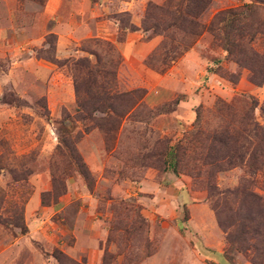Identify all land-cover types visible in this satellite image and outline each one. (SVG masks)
I'll list each match as a JSON object with an SVG mask.
<instances>
[{
	"label": "rangeland",
	"instance_id": "rangeland-1",
	"mask_svg": "<svg viewBox=\"0 0 264 264\" xmlns=\"http://www.w3.org/2000/svg\"><path fill=\"white\" fill-rule=\"evenodd\" d=\"M201 1V26L217 12L259 2L253 20L264 25V0ZM45 2L0 0V29L22 27L15 43L0 40V264H59L56 250L81 264H100L103 253L109 264H264V249L261 256L253 241L244 252L228 247L211 209L215 196L206 194L210 184L223 191L252 179L249 190L262 197L264 172L251 176L235 167L207 184L192 153L177 174L159 164V140L172 145L194 129L197 108L202 130L216 126V99L250 98L253 120L264 125V84H251L206 32L164 69L146 64L159 45V53L169 48V38L189 37L158 34L145 15L156 18L178 5L184 11L189 0H54L51 19ZM251 46L264 52V35ZM91 51L106 68L118 56L116 90H143L141 108L125 113L123 106L111 117L77 110L71 60L94 62ZM107 122L117 128L106 130ZM228 200L236 209V198Z\"/></svg>",
	"mask_w": 264,
	"mask_h": 264
},
{
	"label": "trees",
	"instance_id": "trees-1",
	"mask_svg": "<svg viewBox=\"0 0 264 264\" xmlns=\"http://www.w3.org/2000/svg\"><path fill=\"white\" fill-rule=\"evenodd\" d=\"M202 3L201 0H189V5L184 11L178 8V5L177 9L165 10L162 16L156 18L150 16V13L145 15L146 23L148 20H153L147 28H151L154 32L159 34V32L176 30L175 32L189 37L186 43L169 38V48L159 53V49L164 44L159 45L147 57L146 64L148 66L152 64L159 66L160 64L164 69L186 53L196 37L206 32L215 41L220 42L227 59L247 71V80L251 84L257 87L263 85L264 52H257L251 46L258 35H264V25L255 23L253 20L261 2L242 6L246 7V10L239 7L234 10L217 12L206 26L199 25L195 20L203 8ZM150 7V10L155 9L158 13L162 11V7L157 8L153 5ZM89 41L100 45L97 40ZM107 46L111 49L109 44ZM89 53L94 56V62L87 57L71 60L73 70L71 81L77 110L85 111L87 115L96 112L105 117H111L117 114L116 111L123 106L127 108L125 113L141 108L143 90L134 89L123 93L116 90L115 66L118 64V56H115L116 60L111 68H106L101 65L96 51ZM47 61L56 65L60 63L54 58H49ZM229 76L233 78L232 74ZM99 78L101 81H98ZM80 93L83 94V99L79 98ZM177 102L178 100H173L172 107ZM255 105V101L250 98L249 102L240 98L231 102L216 99L213 102L211 114L217 120V124L209 131L200 128V112L197 108L193 121L194 129L183 132L180 139L172 145L166 138L159 140V164L162 168L170 169L173 174H177L183 157L192 153L194 155L192 159L195 158L200 163L199 167L205 174L207 184L210 183L215 173L235 167H245L251 176L264 172V125H259L253 120ZM239 107L241 112H238ZM259 110L264 117V101ZM107 124H110L106 127L108 131L117 128L115 123L107 122ZM73 157L79 160L76 154ZM81 175L83 178L86 177L84 171ZM251 180L243 179L235 188L223 191H217L216 187L210 184L206 194L207 199L215 196V200L211 202V209L217 226L225 235L228 247L239 246V251L244 252L248 241H253V248H257L256 244H259V254L263 256L264 189H262V197L252 193L249 190ZM229 197L236 198V209L230 207ZM52 257L59 264H81L68 259L57 250L52 253ZM110 258V255L103 253L100 264H109ZM249 262L258 264L254 259Z\"/></svg>",
	"mask_w": 264,
	"mask_h": 264
},
{
	"label": "crops",
	"instance_id": "crops-1",
	"mask_svg": "<svg viewBox=\"0 0 264 264\" xmlns=\"http://www.w3.org/2000/svg\"><path fill=\"white\" fill-rule=\"evenodd\" d=\"M53 2H54V0H46L45 4L42 6V10L46 14L45 16L49 17L50 19L53 18V16H52V14H53L52 13V6H51V4L53 5ZM122 3L124 5L127 4L126 2H122ZM27 4H28L27 5L28 8H30V9L35 8V4L32 3V2L28 1ZM21 29H22V27H20V28H15V27H11L10 28L9 27V29L6 27L5 29H0V40H1L2 44L3 45H5V44L10 45V44L15 43V41L17 40L16 38L17 37H19V38L21 37V34L19 33L20 32L19 30H21ZM17 30H18V32H17ZM62 31H64V30H62ZM12 32L13 33L16 32V33H15V35L13 34V38H9V35H11ZM25 35H26V33H25ZM15 36H17V37L15 38ZM7 52L11 53L10 48H9V50Z\"/></svg>",
	"mask_w": 264,
	"mask_h": 264
}]
</instances>
